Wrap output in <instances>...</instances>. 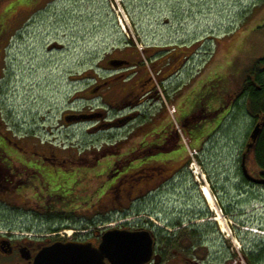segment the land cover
<instances>
[{
    "label": "rangeland",
    "instance_id": "1",
    "mask_svg": "<svg viewBox=\"0 0 264 264\" xmlns=\"http://www.w3.org/2000/svg\"><path fill=\"white\" fill-rule=\"evenodd\" d=\"M2 5V10L7 6L9 14L14 13L11 17L4 13L0 23V27L8 24L0 44V114L15 133L27 136L31 147L37 143L53 148L60 159L71 156L73 165H80L76 170L87 176L112 165L113 154L129 150L139 134L153 127L152 131L162 130L173 121L177 133L171 135L170 150L148 149L146 158L139 160L144 167L130 170L131 164L119 173L142 171L127 175L121 185L122 195L130 192L132 202L124 199V206L117 205L116 210L104 205L108 198L99 204L109 218L96 223L100 229L121 223L134 228L145 220L154 231L174 228L179 208L186 203L194 215L183 221L197 220V228L208 239L209 255L219 259L227 252L264 246V188L249 185L241 170L254 117L246 98L235 99L234 92L225 95L229 80L232 90L239 88L254 61L264 56V0H5ZM126 45L142 54L153 73L152 59L165 75L170 74L164 83L158 82L154 102L125 111H147L146 117L136 116L120 128L104 124L114 118L112 111L105 120L94 116L65 123L64 113L86 112L100 102L99 97L88 100V89L94 77L105 76L102 59ZM223 95L228 102H222ZM173 96L175 104L170 102ZM221 105L204 126L222 122L194 147L178 119L197 106L207 114ZM162 109L158 124L155 117ZM253 162L251 151L248 167L258 176L260 169ZM198 179L200 185H209L227 222L225 230L210 219L216 211L201 189L191 188ZM129 185L130 191L125 190ZM29 207L33 205H0L1 223L30 231L58 222L39 214L38 205L34 214ZM78 219L69 220L77 224Z\"/></svg>",
    "mask_w": 264,
    "mask_h": 264
},
{
    "label": "flooded vegetation",
    "instance_id": "2",
    "mask_svg": "<svg viewBox=\"0 0 264 264\" xmlns=\"http://www.w3.org/2000/svg\"><path fill=\"white\" fill-rule=\"evenodd\" d=\"M3 1L5 0H0V23H3L4 13L9 17L14 13L9 14L11 8H7V6H4L5 9L2 10ZM31 3L26 4L31 5ZM19 5L21 4L19 3ZM7 26L8 24L5 27H0V44H4L3 41L6 39ZM171 49L173 48L169 50ZM138 54H140V57L137 56ZM102 60H104L102 71L105 76L102 78L94 77L93 84L88 89L91 95H89L88 100L99 97L100 102L93 107L91 106L86 112L80 110L64 113L62 117L65 123L68 121L77 122L94 116L95 118L98 116L97 121L105 120L109 112L112 111L114 118L104 122V124H110L112 127L119 126L120 128L124 124L132 122L133 119H136V116L146 117L147 111L137 112L136 110L130 113H125V111L131 108L138 109L141 104L146 102H154L159 97L158 82L164 83V80L170 76V74L165 75L164 68L160 63L155 64L152 59V67L155 68L154 73L156 74L154 75L151 66L144 62L142 54L136 48L134 50V48L129 47V45L111 50ZM87 74L91 76L92 72H87ZM170 100L172 104H175L174 96ZM163 111L164 109L157 112L155 117L158 124L160 121L159 115L163 114ZM256 121L257 119L254 118L253 123L255 124ZM145 132L139 135L146 134ZM161 135H163V131ZM42 147L37 143H34V146L31 147L28 144L27 136L21 137L18 133H15L14 128L9 126V123L0 114V205H33V207L28 208L33 214L36 213V205H38L40 207L38 213L40 214L43 212L41 204L46 203V195H41L40 192L38 194V190L50 188V185H48L50 182L47 180L53 181V176L51 177L49 173L75 171L76 167L80 166L73 165L75 159H72L71 156L61 157L60 159L53 148L46 149ZM129 153L130 150H125L120 152L119 155L116 152L113 154V156L117 155L118 157L116 164L118 170L123 171L131 164L130 170L145 166L139 163V160L146 158V150L141 155L138 154V158L136 157L133 160L131 154L128 156ZM123 156L126 158L122 161L120 159H123ZM189 169L191 171V167ZM241 170L243 173L242 163ZM258 177L264 178V173L262 175L258 173ZM125 179L126 177L124 179L121 177L117 189L113 185V188H110L103 197L100 195L94 196L93 203L96 200L97 203H104V199L108 198L110 201H105L104 205L118 208L117 205L119 207L124 206V199H127L128 203L132 202L130 200H133V196L130 192H127L126 197L121 193L123 188L121 185H123ZM246 180L249 185L257 184L264 188V183ZM193 181L191 188L201 187L200 179ZM164 182H160V185ZM131 186L126 187L125 190L130 191L128 189ZM145 191L146 189L141 192L142 196L146 194ZM121 198L123 199L121 200ZM80 211H77L70 218L58 219L56 223L48 222L46 228H31L30 231H17L11 225L4 227L2 221H0V264H38L42 251L57 242H81L98 247L102 233L111 227L100 229L101 221L100 224L96 223L101 220L102 215L106 214L107 216L108 211H101L98 208L88 209L83 213ZM192 211L191 206L184 203V206L179 208L174 228L166 226V230L154 231L148 220L134 228L126 223L114 227L148 229L150 231L153 238L152 254L147 261L141 264H264V246L261 244L254 251H243L238 254L227 252L219 259L212 254L209 255L208 239H205V233L197 228V220L183 221L185 218L194 215ZM42 215L46 219H54L47 217L44 212ZM76 216H79L77 224L69 220ZM213 218V216H210V219ZM224 242L230 246L228 238H225ZM105 264L112 263L105 258Z\"/></svg>",
    "mask_w": 264,
    "mask_h": 264
},
{
    "label": "trees",
    "instance_id": "3",
    "mask_svg": "<svg viewBox=\"0 0 264 264\" xmlns=\"http://www.w3.org/2000/svg\"><path fill=\"white\" fill-rule=\"evenodd\" d=\"M229 84L230 80L228 82V93L225 92V95L234 92L236 96L235 99L241 97L243 99L246 98V105L249 111L253 117L258 120L259 116L264 114V56L259 57L254 61L252 67L244 76L239 88L232 90ZM225 95H223L222 102L229 101V98H226V100L224 99ZM235 99L231 103V106L235 103ZM222 108L223 105L214 108L206 114L203 113L201 107L197 106L196 109H193L187 115L182 116L180 120L178 119L183 133L189 136L194 147L197 146V142L202 141L204 137L210 135L211 132L222 122L220 121V123L213 128L210 126H204L205 122L211 120ZM152 129H154V127ZM152 129L145 132L146 134L136 136L137 140L129 148L130 153L128 156L131 154L132 160L136 157L138 158L139 153H143L148 149H156V152L162 151L159 149L161 146L165 147V149H163L165 151L171 149L167 148L170 146L169 142L172 139L171 135L177 133L173 121L167 123L162 130L155 129L152 131ZM162 131L164 134L163 138L161 135ZM158 137H161V140H158ZM175 149H177V147ZM252 156L253 163L264 173V124L261 126V130L255 141L252 149ZM123 158L126 157L123 156ZM117 162L118 157L114 156V161L111 162L112 165L105 166L103 172L98 171L87 176L80 175L79 170L58 172L54 174L52 172L49 173L51 177L53 176V181L47 180L50 182V184H48L50 185V188H42V190H38V194L40 192L42 193L41 195H46V203L41 204L44 214L47 217L62 220L72 217L80 210L87 211L88 209L92 210L93 208L100 209V203H97V200L93 203L94 196L100 195L103 197L110 188H113V185H115V189H117L121 177L124 179L127 175L142 173V171H137L136 173L129 171L130 173L119 175L121 171L116 167ZM245 179L247 178L245 177ZM108 182L109 184L106 185ZM126 210L124 213H127ZM108 219V216L105 214L102 215L100 221L101 223H106L108 222Z\"/></svg>",
    "mask_w": 264,
    "mask_h": 264
},
{
    "label": "water",
    "instance_id": "4",
    "mask_svg": "<svg viewBox=\"0 0 264 264\" xmlns=\"http://www.w3.org/2000/svg\"><path fill=\"white\" fill-rule=\"evenodd\" d=\"M263 124L264 114H261L250 132L241 160L244 176L255 183H264V178L252 175L247 162ZM152 250L153 238L148 229L111 227L102 233L98 247L81 242H57L42 251L38 264H105V258L112 264H141L151 257Z\"/></svg>",
    "mask_w": 264,
    "mask_h": 264
},
{
    "label": "bare ground",
    "instance_id": "5",
    "mask_svg": "<svg viewBox=\"0 0 264 264\" xmlns=\"http://www.w3.org/2000/svg\"><path fill=\"white\" fill-rule=\"evenodd\" d=\"M200 189H201L202 195L204 196V198L209 203L211 209H214L216 211V216L213 219H215V220H217L219 222L222 231L225 230V228L227 227V222L224 219V217L222 216V213L217 208V205H216V202H215L216 199H215L213 193L211 192L209 185L207 183L206 184H202ZM255 231H257V230H255Z\"/></svg>",
    "mask_w": 264,
    "mask_h": 264
},
{
    "label": "snow or ice",
    "instance_id": "6",
    "mask_svg": "<svg viewBox=\"0 0 264 264\" xmlns=\"http://www.w3.org/2000/svg\"><path fill=\"white\" fill-rule=\"evenodd\" d=\"M69 2H71V0H69Z\"/></svg>",
    "mask_w": 264,
    "mask_h": 264
}]
</instances>
